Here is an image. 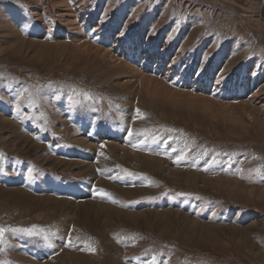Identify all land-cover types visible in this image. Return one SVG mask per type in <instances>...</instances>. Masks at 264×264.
<instances>
[{
    "label": "rangeland",
    "instance_id": "rangeland-1",
    "mask_svg": "<svg viewBox=\"0 0 264 264\" xmlns=\"http://www.w3.org/2000/svg\"><path fill=\"white\" fill-rule=\"evenodd\" d=\"M0 156V227L55 233H6L0 262L264 264V0H0Z\"/></svg>",
    "mask_w": 264,
    "mask_h": 264
},
{
    "label": "snow or ice",
    "instance_id": "snow-or-ice-1",
    "mask_svg": "<svg viewBox=\"0 0 264 264\" xmlns=\"http://www.w3.org/2000/svg\"><path fill=\"white\" fill-rule=\"evenodd\" d=\"M121 35H123V33H121ZM54 87L55 86L52 83H47L44 85H33V86H31V90L28 87H24L18 93V99H17V103H16L17 113L20 112V102L24 101V100H26L27 107H29V108L39 107L40 102L43 99L41 93H43L45 89H52ZM64 87L65 86H63V85L59 86L60 91H63ZM68 87H69V91L71 93L69 99L71 100L73 106H79L81 108H89L93 112L99 110L94 105H97L98 103H100L104 99L103 97H96L94 94H92L90 92H86L83 90H77L76 88H72L71 86H68ZM25 94H27V95H25ZM109 103H111V102L109 101ZM42 115H43V113H42ZM135 118H139V119L144 118L143 114L140 113L139 109H136V117ZM165 131L172 133V132H175L177 130L165 129ZM127 132H128L129 138L142 137V138L136 139L135 142L131 143V147H133L136 150H151L150 145H152V144H162L165 148H168L170 146L169 141L171 139H173V137L170 136L167 139L161 140V138L152 129H144V130L134 132L132 128H128ZM180 135L183 136L184 134L181 133ZM100 147L103 148L104 145L102 144V145H100ZM171 151L178 153L175 156L173 162L177 166H179L181 164V162H184V161L189 159V153L191 152V147L187 144V142H185L184 147L179 148V149H177L176 147H172ZM207 153H208V150L205 149L203 152L199 153V155H207ZM157 154L167 155L168 153L164 152V153H157ZM101 155H103V153H101ZM218 155H219V153H216L213 156V158H212L213 163H215V156H218ZM0 158H2V156H0ZM193 166H195V165H193ZM205 170H207V169H205ZM98 171H99V169H98ZM122 171H124L130 177H135L138 175L136 173L129 172L126 169H123ZM2 172H4V169L2 167H0V173H2ZM242 172H243V169L237 170V174H241ZM29 176L31 178V170H29ZM109 178L110 179H121V177L119 175L112 176ZM241 178H244L243 175H241ZM98 191H99V194H101L103 196H108L111 199L110 194L104 192L103 190H98ZM177 195L183 196V195H185V193H177ZM112 202L116 203L117 201H115L113 199ZM6 233H12L13 235L23 234L27 237H40L46 243H48V246H50V247L53 246L51 244V237L55 235V233H52L48 230H45L44 228H40L36 225H33L29 228L0 227V252L4 251V245L6 243V241H5V234ZM118 242H119V238H118ZM65 246H72V239H71L70 233H69V237L67 239V243ZM86 250L95 251V249L92 248L91 245H89ZM155 261H156V257L153 256L152 260L150 261V264H155ZM0 264H6V262H0Z\"/></svg>",
    "mask_w": 264,
    "mask_h": 264
},
{
    "label": "bare ground",
    "instance_id": "bare-ground-1",
    "mask_svg": "<svg viewBox=\"0 0 264 264\" xmlns=\"http://www.w3.org/2000/svg\"><path fill=\"white\" fill-rule=\"evenodd\" d=\"M73 1V0H72ZM43 49V48H42ZM42 49H41V51H42ZM65 50H66V48H64ZM79 49L80 50H82V54L83 55H85L87 58H89V59H91L90 61H95L96 59H98L99 58V55L101 56V60H103V57L104 56H106L107 54H105V53H101V51L99 50V49H96V48H94V49H92V48H88V46L87 47H79ZM40 52V51H39ZM42 53V52H41ZM93 53V56H91V54ZM98 56V57H97ZM150 57V56H149ZM110 58H112V57H110ZM113 65H116V62H113ZM222 79V78H221ZM151 83V82H150ZM198 87V86H197ZM218 87V86H217ZM232 94V93H231ZM220 96V95H219ZM222 96V95H221ZM222 102V101H221ZM210 104V103H209ZM241 107H242V104H241ZM249 107V106H248ZM234 111V110H233ZM255 112V111H254ZM255 114V113H254ZM249 115V114H248ZM237 118V117H236ZM260 118V117H259ZM237 121V120H236ZM118 137V136H117ZM121 147V146H120ZM108 148V147H107ZM110 151V150H109ZM112 153V152H111ZM91 204V203H90ZM89 204V205H90ZM92 206V205H91ZM95 208H97V207H95ZM83 211V210H82ZM85 211V210H84ZM86 213V212H85ZM90 213V212H89ZM82 214H83V212H82ZM91 215V214H90ZM85 217H86V215H85ZM89 217V216H88ZM96 217V216H95ZM87 218V217H86ZM93 218V217H92ZM64 255V254H63ZM63 258V257H62Z\"/></svg>",
    "mask_w": 264,
    "mask_h": 264
}]
</instances>
